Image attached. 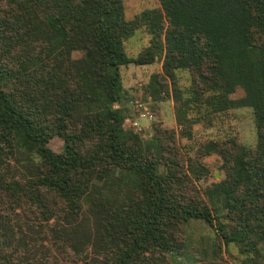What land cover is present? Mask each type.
Instances as JSON below:
<instances>
[{
  "label": "trees",
  "instance_id": "obj_1",
  "mask_svg": "<svg viewBox=\"0 0 264 264\" xmlns=\"http://www.w3.org/2000/svg\"><path fill=\"white\" fill-rule=\"evenodd\" d=\"M160 3L128 19L124 0H0V264H178L191 219L217 234L214 259L194 264H232L230 244L240 264H264V0ZM142 27L150 44L131 56ZM158 61L146 92L174 99L185 135L193 106L254 109V147L214 144V185L199 184L205 149L185 154L161 123L142 143L126 124L137 96L121 67ZM238 86L247 97H230Z\"/></svg>",
  "mask_w": 264,
  "mask_h": 264
},
{
  "label": "rangeland",
  "instance_id": "obj_2",
  "mask_svg": "<svg viewBox=\"0 0 264 264\" xmlns=\"http://www.w3.org/2000/svg\"><path fill=\"white\" fill-rule=\"evenodd\" d=\"M126 6V17L134 18L142 15L144 10L160 8V0H124ZM151 34L146 27H142L137 32L126 39L125 45L127 53L137 56L147 45L150 44ZM124 85L134 98L137 96L133 111L127 121V126L136 130L140 142H146L155 134L156 123H161L162 127L176 131L177 143L185 154L196 157L202 150L207 153L202 161L210 169V173L199 184L202 187L214 185L225 177L221 165L223 157L215 149V143L230 144L231 139H235L239 145L254 147L257 144V128L255 122L254 109L249 106L231 108L225 112L207 114V107L198 110L192 107L189 115L194 119L190 127L191 136L185 135V127L180 125L176 119V102L171 97H166L161 101H155L152 95L146 92L151 76L155 73H163L162 61L148 65L129 64L121 67ZM178 81L183 90L184 97L189 95L192 86L191 73L188 70L178 71ZM165 95V93H163ZM248 92L242 86H238L236 91L230 95L233 99L247 97ZM143 98H148L146 101ZM145 109L150 116H141L140 112L135 114V110ZM137 112V111H136ZM148 113V114H149ZM145 114V113H144ZM137 122V126L136 123ZM136 126V127H135ZM142 142V143H143ZM138 144V143H137ZM135 144L134 146H136ZM65 141L60 136L53 137L49 146L56 152H62ZM128 145V149L134 148ZM132 150V149H131ZM130 151V150H129ZM226 212V209H223ZM52 224V223H50ZM186 238L182 250L178 253H170V257L178 264H194L200 260H211L215 257V245L217 234L215 230L205 221L191 219L186 226ZM224 255L232 264H240V251L237 245L230 244L223 247ZM91 255L90 248L82 249L84 259Z\"/></svg>",
  "mask_w": 264,
  "mask_h": 264
},
{
  "label": "built area",
  "instance_id": "obj_3",
  "mask_svg": "<svg viewBox=\"0 0 264 264\" xmlns=\"http://www.w3.org/2000/svg\"><path fill=\"white\" fill-rule=\"evenodd\" d=\"M144 110H145V109H144ZM144 113H145V114H144ZM148 113H149V112H148ZM148 113L145 111V112H143V113L141 114V116L146 117V116L148 115V116L151 117L152 115H150V113H149V114H148ZM135 123H136V126H137L138 123H137V122H135ZM136 126H135V127H136Z\"/></svg>",
  "mask_w": 264,
  "mask_h": 264
}]
</instances>
